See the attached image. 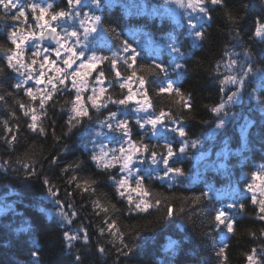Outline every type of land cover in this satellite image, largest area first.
Wrapping results in <instances>:
<instances>
[{"label":"trees","instance_id":"1","mask_svg":"<svg viewBox=\"0 0 264 264\" xmlns=\"http://www.w3.org/2000/svg\"><path fill=\"white\" fill-rule=\"evenodd\" d=\"M138 1L141 2V0H133L132 4L139 3ZM19 2L23 5L35 3L45 8L51 5L50 12L68 10L66 8L67 0H19ZM122 2L130 4L131 0H122ZM142 2L146 5L145 10L142 11L143 13L139 12L137 14L135 9L126 12L117 5L96 11L95 14L102 17L105 28L116 29L118 33H121V40H127L137 49L140 54L139 63L141 65L152 64L153 60L156 63L163 62L167 64L171 55L164 47L154 45L148 52L149 54H146L143 50H140L142 46L137 44L138 40L150 39L163 42V35H181L184 45L182 51H185L186 55L183 59H177L176 63L185 65L186 74L178 78L177 73L172 72L170 68L167 76L175 80L183 91L190 92L194 96L195 111L193 115L195 119L187 121L186 132L189 139H200L202 142L195 148L189 145L186 153L181 154L179 148L183 141L177 134L169 133L164 137L160 133L153 135L146 126L141 129L136 125L135 120L138 117L132 116L129 112L121 114L120 111H116L117 108L111 101H108V109L117 112V120L127 119L129 121L131 139L134 142L140 141L148 145H159L157 151H164L162 148L164 143L170 140L173 142L172 146L176 155L172 159L176 163L172 166L180 167L185 175L176 177L171 187L162 181L155 180L151 181L150 185L146 181V186H150L155 192H163L165 195H175L176 197L199 195L211 188L214 190L212 193L214 198L204 201L194 214L186 208L185 212L192 214V220L188 222H185L187 221V216H185L183 220L177 218L171 223H155L159 213L153 210V215L147 217V220H152L154 223L144 233L146 240L138 241L131 252L125 249V254L117 253L115 247L111 244H104L108 249L107 255H97L90 249L85 258L86 264H247V254L253 248L257 250V259L260 260V264H264V253L261 252V249L264 248V236L259 235L260 230L264 228V223L257 220L258 206L251 203L252 195L245 191V186L251 182V173L258 171L260 165H264V127H261L258 122L261 113L251 107L255 101L245 99L243 107L240 104L231 106L232 117L228 118L226 127L216 130V114L211 113L205 107V105L218 103L220 100L218 84L210 75V71L215 61L223 57L225 44L237 54L241 53V47H247L259 61L260 57L256 56V53L260 51L262 45L251 39V37L252 30H254L253 21L260 15L261 4L264 3V0H251V6L246 10L242 5L248 4L249 0H229V7L237 10L239 15L245 17L239 22L238 27L241 33L242 45L236 47H233L235 41L230 40L228 36L225 18L220 9H216L212 13L214 23L211 27L208 28L205 25L209 33L208 40L203 42L202 47H197L186 36L183 28H178L164 14H160V0H142ZM17 11L18 9L11 10V15H16ZM78 11H80V8H78ZM89 11L90 9L87 6L83 8V12ZM38 13L39 8L35 14L32 13L30 8H26L25 17L12 20L10 16L6 15L3 7L0 6V69L3 70L0 71V95L9 92L14 93V96L5 95V100L0 102V136L7 135L2 123L4 120H9V127L20 129L19 142L14 146V150H10L7 144L0 140V158L8 159L12 157L15 159L16 156L25 151L29 144L33 143L43 147L45 157L58 154L59 164L49 167L47 160H45L42 174L49 176L53 183L59 185L58 195L62 200L65 188L69 192H74L72 199L76 203L80 215L71 227L76 228L77 225L83 223L95 242L98 237L96 225L102 217L98 218L93 214L91 203L88 202L90 200L89 194L76 190L74 184L66 185L68 177L60 173V168L66 164L82 161L83 163L78 165L74 174L97 181L93 185L96 196H92L91 199L101 198L100 194L104 193L107 200L115 204L117 209L127 207L126 200L121 202V198L114 193L112 182L107 179L110 175H115L119 179L117 174L120 165H115L114 171L97 168L95 162L90 159L91 155L83 149L85 143L89 142L87 148L99 154L93 146L96 143L92 140V133L97 127L98 121L105 120L108 117V112L104 108L97 112L96 109L91 108L88 100V96L92 94V87L97 86L95 84V72L89 78L87 77L89 86L85 87L81 93L85 106L91 112L92 120L82 119L81 124H77L67 135H62V133L66 130V121L71 114L69 112L70 105L65 104L63 108L59 105L64 104L69 98H75V89L71 87L70 79L65 81L66 87L59 85L58 81H53L57 84V92L53 94L54 99L46 104L47 119L41 117L44 125L48 128L46 138L36 137L29 132L26 124L23 123V111H16L18 105L14 103L15 100H19L25 104H30L31 107L37 109V114H39L40 90L51 89L52 86L46 84L45 81L49 76H55L52 67L46 66L43 69L45 75L41 77V83L37 85L35 77L41 71L40 62L47 54L50 60H55V66L64 67L63 59L65 56H60L62 61L59 58L56 60L55 54L49 50L39 49L34 45V41H32V45L20 44L19 34L17 35V44H20L19 51L22 54L23 63H31L32 59L37 62L32 64L31 71L26 67H20V65H17L19 71L8 67L7 56L18 51L16 45L9 39L8 34L16 29H22V34L26 35V31L35 28L34 19ZM72 23L73 21L70 20V24ZM75 23L77 24V22ZM132 30L135 31L129 33ZM104 35L106 36V42L99 44L98 56L110 55L108 49L116 43L113 37L106 33ZM36 51H39L40 55L33 57L32 54ZM239 58L243 59V56ZM224 59L226 60L227 57H224ZM13 63H15V58ZM99 67H103L107 72L106 62L103 65H98ZM21 73L25 76H31V79L26 80L25 86L33 88L37 96L36 100H32L25 95L24 91L16 90L13 87L22 78ZM63 75L62 73L61 76ZM111 75L114 74H109V77ZM148 79L152 81L148 85L150 89H155L161 81L163 83L167 81L163 73L158 77L149 76ZM99 86L108 88V94H111L113 99L122 98L127 91V89L121 90L118 85L109 87L108 78L105 79L103 85ZM249 88L259 89V83L251 81ZM152 98L155 99V97ZM157 103L165 111H169L168 106L171 100L168 94H162ZM10 108L16 111L20 123L9 119ZM150 110V113L157 111V109ZM171 110L173 112L177 111L175 106ZM240 117H247L254 121L253 126L247 130L243 137L239 127L243 123V119ZM52 121H55V124H52ZM108 121L112 122L110 117H108ZM202 121H208V123L205 124ZM53 131L58 135H62L61 140L56 143L53 142L51 136ZM112 132H114V135H123L114 129H112ZM114 138L116 137L112 136L108 139ZM65 144L68 145V148L60 151V148ZM225 145H227V155L218 156L217 153ZM37 151H40L39 147ZM200 151L205 152L206 160L203 162L194 160V156ZM136 163H139V161L137 160ZM220 165L225 167H220ZM37 167H40V165ZM138 167L139 164H137L135 170H138ZM152 167L156 166L153 165ZM16 168H20L19 173L15 171ZM23 171L20 165L16 164L8 169H0V264H13L16 259H27L30 250H32L33 238L39 242L41 264H72L74 254L84 255L83 250L77 253V249L80 248L79 244H76L71 252L68 250L62 238V233L66 229L60 227V220L54 202L47 198L46 188L42 185L41 180L38 177L25 179ZM128 187L129 190L135 187V181L131 177H129ZM219 188H225L230 196L226 194L217 195L216 191ZM130 194L134 198H138L136 192H130ZM256 197L257 199L264 198L261 193H258ZM238 198L240 202L245 204L246 214L238 218L235 235L226 231L221 233L220 229L209 225V217L214 214V209L221 207L222 203H231ZM180 206L181 202L177 200L174 203V208L178 209ZM117 215H120V213H117ZM127 217V213L121 215L122 223H139L141 225L145 223L144 220L128 219ZM29 227L32 231L28 230ZM250 232H255L256 237L250 235ZM221 242L228 245L225 249L226 262L217 256ZM101 243L103 244V241Z\"/></svg>","mask_w":264,"mask_h":264},{"label":"snow or ice","instance_id":"2","mask_svg":"<svg viewBox=\"0 0 264 264\" xmlns=\"http://www.w3.org/2000/svg\"><path fill=\"white\" fill-rule=\"evenodd\" d=\"M173 3L179 7L191 9V13L186 16L187 19V33L189 37H192V43L196 44L197 47H202L203 42L209 38V33L205 25L208 28L214 23V17L212 13L216 9H220L221 14L225 18L227 26V32L230 40L235 41L233 47L241 46V33L238 30L239 22L245 19L244 16L239 15L238 11L229 7V0H172ZM168 3V0H165ZM119 5L121 8L127 10L135 9L138 14L144 11L146 5L143 4L142 0L139 3L125 4L122 0H87V4L82 3V0H67L66 8L68 10H59L50 12L48 5L47 8L41 7L35 3L20 4L16 0H0V6L3 7L7 16H10L12 20H19L21 17H25V9L30 8L32 13L35 14L39 8V14L35 15L36 27L40 29L39 36L44 37L46 34H50L55 40L56 47L52 50L55 51V56H61V49L64 50L65 58L63 59L64 67L55 66V60H50L48 55L45 54L43 61H41V71L38 76L35 77L36 84L41 83V77L45 75L43 69L46 66H51L55 76H49L45 81L46 84L51 85V89L40 90V99L38 103L39 114L37 109L31 107L30 104H25L19 100H15L14 103L18 105L16 111H23V123L26 124L29 132L36 137H47L48 128L44 125L43 120L47 119L46 104L54 99V93L57 92V84L53 81H58L59 85H65V81L71 80V87L75 89V98H69L60 104V107H64L65 104L70 105L68 120L66 121V130L62 135H67L77 125L81 124L82 119L87 118L89 121L92 120V115L88 107L85 106L84 99L81 95L83 89L89 86L87 77L93 75L95 72V84L98 87H92V94L88 96L91 108L96 109L97 112L101 108H104L108 112V117L111 118L112 122H108V117L105 120H99V123H106L108 128H113L115 124V131H122L124 136L129 137L125 148L121 146L118 149L119 154H116L115 150L110 152L103 151L97 154L93 151L90 159L95 162L97 168H102L105 171L115 170V165L119 164L120 169L119 179L115 175L107 177L112 182L114 193L121 198V202H127V207L124 209H117L115 204H112L107 200V196L104 193L100 194L101 198L91 199L92 196H96V191L93 187L97 181L87 177H80L74 174L77 171L78 165L83 163L82 161L70 162L64 167L60 168V173L66 175V185H75V189L82 193H88L93 208V214L101 218L100 222L96 225V231L98 237L93 241L91 233L87 227L81 223L72 228L71 225L75 223V219L79 217L80 213L77 209L76 203L72 197L74 192L67 191L65 188V194L63 200L59 197V185L53 183L52 179L43 175V163L47 160L48 166L53 167L59 164L57 155L45 157L43 153V147L35 143L29 144L25 151L16 156L15 159L9 157L8 159L0 158V169L11 168L14 164L20 165L24 170L23 176L25 179L32 177H38L42 185L46 188V196L48 199L54 202L57 208V215L60 220V227L66 229L62 233L63 243L67 246L71 252L76 244L80 245L77 249V253L83 250L84 255L74 254L72 264H86L85 258L91 249L97 255H107L108 249L104 244H111L115 247V250L119 254H125V249L129 252L136 246L138 241L146 240L144 233L154 223L152 220H147V217L153 215V210L159 213L155 223H171L175 219L181 220L187 216V221L192 220V214L185 212V209H190L191 213H196L204 201L213 199V189L209 191L201 192L199 195L190 197H176L175 195L168 196L163 192H155L150 186H146V181H162L171 187L176 177L184 176V172L180 167H173L176 163L172 159L176 153L173 149V142L170 140L162 145L164 151H157L159 145H148L141 143L140 141L134 142L131 139V129L129 121L127 119L117 120V112H113L108 109V101L118 105H128L129 101L135 100L137 96L142 99L137 101L139 107L137 111H145L144 118H137L135 120L136 125L141 129L145 125H151L153 135L157 132L164 131L165 135L174 133L179 136L183 141L179 148V153L185 154L186 149L189 145L195 148L202 141L200 139H189L187 137V121L195 119L193 112L195 111V98L190 92H185L180 86L177 85L176 81L167 76L169 69L172 72H176L178 78L186 74L184 64L176 63L177 59H183L186 55L185 51H182L184 45L180 34H169L163 41V47L170 49L173 57L167 64L156 63L153 60L152 64L141 65L139 63L140 54L137 49L129 43L127 40H121V33H118L114 28H105L102 17L96 15L95 12L101 9H107ZM87 6L90 11L83 12V8ZM251 6V0L248 4H243L242 7L246 10ZM80 8V11H77ZM18 9L16 15H11V10ZM50 16L51 21H56L58 18H65L72 20L73 23L68 25L64 29V35L61 36L57 32V28L51 26V21L45 19V15ZM81 16L83 18H81ZM78 20L77 25L75 21ZM254 30H252L251 39L255 40L258 44L262 45L260 51L256 53L260 59L253 56L252 51L247 47H241V53L237 54L233 52L227 44L224 47V54L220 60H216L214 66L211 68L210 75L216 81L219 87L220 100L218 103L212 105H205L211 113L215 115V129H223L227 125L229 117H232L230 108L234 104H240L243 107V101L245 99L255 101L251 105L252 108L257 109L261 116L259 117V125L264 127V3L261 4L260 15L253 21ZM83 29V34L79 31ZM100 29L104 33L113 37L116 41L114 45L109 47L108 51L110 55H96L94 48H89L84 41L88 39L89 33H94ZM20 35V44L24 40L28 39L29 36H35L37 33L29 30L28 36L22 34V29H16L10 32L9 39L16 45L18 51L12 55L7 56L8 67L13 68L16 71L20 67H26L29 71L32 70V64L37 61L32 59L31 63L24 64L22 54L19 51L20 44H17V35ZM83 36V39L81 38ZM73 38L75 40L73 41ZM72 41L70 44L69 42ZM139 43V41H138ZM83 47H77L82 45ZM91 53V55H89ZM33 57L39 56L40 52L36 51ZM243 56V59L239 58ZM83 57L81 60L80 58ZM224 57H227L225 60ZM15 58V63L13 60ZM78 62V67L75 71L69 73L66 70L71 68L74 63ZM107 63V72L103 65ZM123 69V71H121ZM0 71H3L0 69ZM64 74L61 76V74ZM139 73V75H138ZM165 74L167 83L160 82L155 89H150L149 84L152 83L148 79L149 76H160ZM109 74H114L109 77ZM21 79L13 85L16 90L24 91L25 95L30 97L32 100H36L37 96L33 91V88L26 87V80L31 79V76H25L21 73ZM109 79V87L118 85L121 90L127 89V94L123 95L122 98L113 99L111 94H108L109 89L103 85L105 79ZM251 81H257L259 83V89L249 88ZM136 82L137 90L133 91L132 83ZM231 89V90H229ZM150 92L152 96L150 97ZM259 93V94H258ZM162 94H168L171 100L169 111H165L163 107H160L157 100ZM7 96H14V93H6ZM5 95H0V102L5 100ZM152 97H155L153 99ZM175 106L177 111L173 112L171 109ZM148 109H157V111L149 113ZM16 111L11 108L10 120H15L20 123L16 116ZM238 115V114H237ZM30 118V119H29ZM243 119V123L239 125L241 136L243 137L247 130L253 126L254 121L247 117H240ZM4 130L7 135L0 136V140H3L7 144L10 150H14V146L19 142L20 129L17 127H9V120L3 122ZM202 123H208V121H202ZM55 124V121H52ZM161 126L158 128L157 126ZM62 135H58L55 131L51 132L53 142L56 143L61 140ZM123 143V138H120ZM113 142H116L114 138ZM139 145V146H138ZM89 146V142L85 143V147ZM40 151H37V148ZM68 148L65 144L60 151H64ZM217 155H227V145L221 149ZM139 161V168L137 165H133V160ZM40 165V167H37ZM131 165V167H130ZM155 165L156 167H152ZM161 165H163L161 167ZM220 167H225L220 165ZM135 170V173H134ZM17 173L20 172V168H16ZM73 173V174H70ZM134 173V174H133ZM129 177L134 179L135 187L129 190ZM252 183L247 184L245 187L248 192L253 193L251 197V203L258 206L256 212V218L259 222L264 223V198L257 199L255 196V181L260 179L264 181V165H260L258 171L251 173ZM261 196L264 197V184L260 188ZM130 192H136L138 198H134ZM127 193V195H126ZM179 200L181 206L176 209L174 203ZM195 206V207H192ZM82 207V206H81ZM120 213V215H117ZM123 213L128 214V219H140L144 220V224L122 223L121 215ZM246 214L245 204L240 202V199H235L231 203L221 204V207L214 209V214L209 217V225L221 230V233L225 231L227 233L235 235L236 224L238 218ZM29 231L32 229L29 227ZM250 235L256 237L255 232H250ZM260 236H264V228L260 230ZM103 241V244L101 243ZM173 244L175 242H172ZM228 247L226 243L221 242V246L218 249L217 256L226 262L227 257L225 255V249ZM40 247L39 242L32 239V250L25 260H14L13 264H41L40 259ZM264 253V248L261 249ZM247 264H260V260L257 259V250L253 248L249 254H247Z\"/></svg>","mask_w":264,"mask_h":264},{"label":"rangeland","instance_id":"3","mask_svg":"<svg viewBox=\"0 0 264 264\" xmlns=\"http://www.w3.org/2000/svg\"><path fill=\"white\" fill-rule=\"evenodd\" d=\"M163 5H164V8L167 11H169L172 16H174L176 18V20H178V21L179 20H185L187 22L186 16H187L188 13H191V9H187V11H186L184 8H181L177 4L173 3L172 0H168V3H165V0H164L163 1ZM90 34L91 33H89V35ZM69 43L71 44V41ZM77 47H83V44L82 45H77ZM62 55L65 56V53H64V50L63 49H61V56ZM55 58H56V60H58V57H55ZM59 60L62 61V58L59 57ZM61 66H62V64H61ZM77 67H78V62L74 63L72 65V67L69 68V69H67L66 71L69 72V73H71V72L75 71L77 69ZM96 87H98V85ZM136 90H137V84L134 83L133 91H136ZM141 99L142 98L140 96H137L135 98V100L131 101L132 103H131L130 107L133 109L132 114L141 115L140 117L141 118H144L145 111H142V110L137 111L136 110L139 107L137 101H139ZM122 106H124V108H125L126 105H122ZM122 110H123V108H122ZM108 144H109V142L108 143L107 142L106 143H101L100 145H97V149H98L99 153H100L101 149H103V151H106V152H110V150H115L116 151V154H119V152H118V149L120 148L119 146H117V145H108ZM123 146L125 148L128 147L127 141L124 143ZM200 157H203V154L200 155ZM259 190H260V186H255V191L257 192Z\"/></svg>","mask_w":264,"mask_h":264},{"label":"bare ground","instance_id":"4","mask_svg":"<svg viewBox=\"0 0 264 264\" xmlns=\"http://www.w3.org/2000/svg\"><path fill=\"white\" fill-rule=\"evenodd\" d=\"M131 32H133V31H131ZM46 46H48L49 51H51L53 54H55V51L52 49H54L56 47V43H51V44H48ZM166 83H167V81L164 82V84H166ZM110 135H111L110 131H106L104 134V138H107ZM83 149L86 151L87 154H90V155L93 154V151H91L89 148H86L85 146H83Z\"/></svg>","mask_w":264,"mask_h":264},{"label":"water","instance_id":"5","mask_svg":"<svg viewBox=\"0 0 264 264\" xmlns=\"http://www.w3.org/2000/svg\"><path fill=\"white\" fill-rule=\"evenodd\" d=\"M39 39L45 44L55 43V40L52 38L50 34H46L44 37L39 36Z\"/></svg>","mask_w":264,"mask_h":264}]
</instances>
